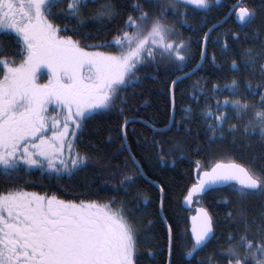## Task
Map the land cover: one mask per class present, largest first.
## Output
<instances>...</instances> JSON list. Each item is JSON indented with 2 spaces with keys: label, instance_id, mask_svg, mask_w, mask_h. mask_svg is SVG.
<instances>
[{
  "label": "snow or ice",
  "instance_id": "snow-or-ice-1",
  "mask_svg": "<svg viewBox=\"0 0 264 264\" xmlns=\"http://www.w3.org/2000/svg\"><path fill=\"white\" fill-rule=\"evenodd\" d=\"M220 2L131 0L126 6L117 0H0V36L15 45L12 57L0 55V181L10 183L21 179V172L32 171L71 179L93 159L76 147L86 123L113 111L122 121L113 158L126 154L119 182L106 181L113 192L121 188L130 192L138 179H149L144 171L146 157L128 143V125L138 120L151 135L142 136L137 143L154 147L162 165L167 162L164 144L171 141L165 133L178 132L183 124L185 135L191 134L188 124L197 116L209 143L230 134L233 142L256 137L264 144V23L253 27L257 13H264V0L259 7L238 6L243 0H236L228 9L229 18L235 13V19L251 29V36L244 32L243 38L252 46L239 49V62L232 59L229 66V71L238 75L224 85L212 83L210 92L206 82H200L203 77L194 81L190 99L199 110H186L188 123L175 119V89L202 68L211 33L220 22L210 25L199 38L200 60L188 71L184 69L193 57L191 38H183L177 25L199 30L189 25L188 17L196 10L207 14ZM125 7L131 9L127 14ZM73 20L74 24L69 23ZM202 23L207 25V15ZM89 24L95 26L97 36L119 26L110 40L82 46V39L74 37H80ZM69 32L72 34H66ZM230 34L233 41L241 39L238 33ZM220 40L218 34L214 42ZM220 47L227 51L229 41L223 39ZM7 50L0 39V53ZM15 57L20 58L18 62ZM211 59L214 64L215 55ZM161 69L181 73L172 76L169 85L168 122L157 127L155 121L125 115L136 111L130 101L142 94L137 92L142 81L155 79L152 73ZM43 70L48 79L40 83ZM224 91L229 96L218 99ZM201 94L205 97L203 107H199ZM213 99L214 106L210 104ZM172 153L177 160L187 156L180 142L171 144L167 154ZM119 167L112 170L113 176ZM158 187L162 209L164 188ZM221 189H227L239 205L235 216L232 210L225 214L238 229L235 235L228 233L230 242L222 249L226 264H264V203L251 219L245 207L252 198L264 202V167L257 169L228 157L210 166L196 161V179L184 200L191 203L194 197ZM140 199L147 203L149 198L137 194L135 203L117 202L115 196L77 202L26 191L18 185L0 191V264H139L140 245L155 241L151 232L155 222L148 220L141 228L137 219ZM223 199L232 203L228 197ZM168 221L161 215L165 242L146 249L153 264L162 253L167 254L164 264H173L178 250L194 257L195 264H219L214 252L204 259L198 255L216 238V221L207 208L196 209L190 232L181 233L178 224Z\"/></svg>",
  "mask_w": 264,
  "mask_h": 264
},
{
  "label": "trees",
  "instance_id": "trees-1",
  "mask_svg": "<svg viewBox=\"0 0 264 264\" xmlns=\"http://www.w3.org/2000/svg\"><path fill=\"white\" fill-rule=\"evenodd\" d=\"M118 3L129 5L131 0H117ZM236 3V0H221L220 4L213 8L207 14L204 10H196L188 17L189 25H196L199 30L193 31L187 26L177 25V28L183 34V38H191V48L193 50V57L189 68L193 67L200 59V43L199 38L203 36L204 31L212 24L220 21L228 13V9ZM259 7L260 0H243V4L239 6ZM130 7H125V14L130 12ZM207 15V25L202 22ZM227 22L219 25L215 31L211 33L212 39L208 42L207 47V59L203 61V66L196 72L194 76H190L184 80L175 89V119L181 120L183 118L184 123H188V115L186 110L198 111L195 101L190 99V95L194 89L192 87L193 82L203 77L204 80L200 82L204 84L208 91L211 90L212 83H219L224 85L230 82L233 76L238 75L235 71H229V66L232 59L238 60V51L244 47H251V41L244 40L243 33H249L251 36V29L244 27L235 18L234 14L231 18L226 19ZM57 23H63V21L57 20ZM69 23L74 24L75 21ZM264 23V13H257L253 27ZM119 25H113L111 31L102 30L99 35H96V28L93 24H89L82 30L80 38L83 44H92L103 40H110L112 35L115 34L114 30ZM130 31V29H129ZM238 33L241 35L239 41H233L230 33ZM225 33H229L225 37ZM71 35L72 33H66ZM84 34H89L87 39H84ZM220 35L221 40L216 41L217 35ZM229 41V48L227 51H223L220 47L223 39ZM3 39L4 47L8 50L0 55L12 57L15 50V45H9V40L0 36ZM102 51H111L113 49H101ZM215 55V63L212 62V56ZM17 62L19 57H15ZM180 72L164 71L161 69L158 72H153V78H147L142 81V87L137 89L138 93H142L134 97L130 103L135 112H126L125 115H138L143 120L155 121L157 127H162L163 124L168 122V116L171 114V99L169 96V85L171 78L174 75H179ZM241 78H243V75ZM229 96L228 91H224L222 95L217 98L223 100ZM231 98V97H230ZM204 95H200V106H204ZM211 105H215V100L210 101ZM122 123L119 114L117 112H110L98 116L96 119L89 120L79 139L76 142V147L82 153H87L91 158L89 166L71 179H56L55 177H49L43 175L39 171H32L30 174L21 172V179L12 181L10 183H4L0 181V191L18 185L26 191L37 192L40 194L55 195L60 199L66 201H80V200H106L107 198L115 196L117 202L121 199L124 201H134V197L139 194L141 197L148 196V201L145 203L143 199L139 200V212L136 213L137 219L140 220L141 228L147 224L148 220H152L155 223L151 227V232L155 237L153 244H141V252L139 264H153L151 259L146 255V249L149 247L157 246L158 243H164V231L160 221L161 214L164 217L169 218V223L178 224L177 230L181 233L184 230L189 231V215L193 211L194 206L203 205L213 215L215 225V237L209 243L208 247L199 252L198 255L201 259L206 258L209 253L214 252L216 254V260L219 264H226V254L222 249L230 242L227 239L228 233L232 232L237 234V225L234 222L225 219V214L229 211H233V215H236V210L239 208L237 202L232 198V194L227 189H221L219 191H209L201 197H195L191 203L190 209H186L182 206V201L187 193L188 188L195 182L196 179V161H200L202 165L210 166L211 163L217 159L228 157L235 160L238 163H250L255 168L259 169L264 167V144L258 142L256 137L250 140L237 139L233 142L232 136L229 134L224 139L216 140L215 143H209L207 135L204 132V125L201 123L199 116L195 117L188 127L192 129L191 134L185 135L184 126L181 125L180 131H172L165 133V137H170L171 141L164 144L165 164H161L156 158V150L151 145L147 147L142 144H138L137 140L142 136H150V130L146 128L139 120L135 124L128 125V143L131 144L132 150L143 154L144 159V171L148 176V180L140 178L136 181L135 186L132 187L130 192H125L123 188L119 192H113L110 185L106 181L111 183H118L121 178V173L124 171L123 160L126 154L121 153L114 157L115 151L120 143L116 139L118 135V128ZM134 128L135 131H131ZM198 133V137H197ZM159 138V137H158ZM180 142L187 154L186 158L177 160L176 154L172 153L168 155V150L172 143ZM99 149V150H98ZM100 157L96 160L94 158ZM139 158V157H138ZM227 162V160H225ZM120 167L117 169L115 176L112 175V170L117 165ZM27 181V183H26ZM156 185L164 188L163 207L160 211V195L159 188ZM99 186V187H98ZM223 197H228L232 200V203H226ZM198 201V202H197ZM264 203L255 198L250 199L246 204V210L249 219L256 215L261 209L260 205ZM142 213V215H141ZM161 213V214H160ZM190 246V245H189ZM185 250H178L173 256V264H189V260L192 264H195V258H188L183 255ZM166 253H162L156 261V264H164Z\"/></svg>",
  "mask_w": 264,
  "mask_h": 264
},
{
  "label": "water",
  "instance_id": "water-1",
  "mask_svg": "<svg viewBox=\"0 0 264 264\" xmlns=\"http://www.w3.org/2000/svg\"><path fill=\"white\" fill-rule=\"evenodd\" d=\"M239 6V5H238ZM232 14H234V18H235V13H232ZM228 18V16H227V14L225 15V17L223 18V19H221L219 22H220V24L219 25H221V24H223L224 23V21L226 20ZM238 21V20H237ZM239 22V21H238ZM217 23V22H216ZM240 24H242L241 22H239ZM208 30V29H207ZM206 30V31H207ZM200 60V59H199ZM188 71V70H187ZM180 75V74H179ZM155 186H159V185H156V184H154ZM191 187V186H190ZM189 187V188H190ZM159 188V187H158ZM187 194V193H186ZM159 195L161 196V193L159 192ZM201 195H203V194H201ZM201 195L200 196H198V197H201ZM195 198V197H194ZM194 198H193V201H194ZM192 201V202H193ZM191 202V203H192ZM191 203H187V202H185V200L183 199V201H182V206H184L186 209H190L192 206H191ZM159 207H160V211H161V197H160V203H159ZM201 207H203V208H205L203 205H197V206H194V208H193V211L190 213V215H189V232H190V229H191V226H192V221H191V217L192 216H194V215H196V209L197 208H201ZM161 214V213H160ZM162 215V214H161ZM189 258V257H188Z\"/></svg>",
  "mask_w": 264,
  "mask_h": 264
},
{
  "label": "rangeland",
  "instance_id": "rangeland-1",
  "mask_svg": "<svg viewBox=\"0 0 264 264\" xmlns=\"http://www.w3.org/2000/svg\"><path fill=\"white\" fill-rule=\"evenodd\" d=\"M2 74L3 73L0 72V75H2ZM47 79H48V77H47V74H46V70H43V73H42L41 78L39 79V82L40 83H45V82H47ZM49 114H51V112ZM49 135H50V133H49Z\"/></svg>",
  "mask_w": 264,
  "mask_h": 264
}]
</instances>
